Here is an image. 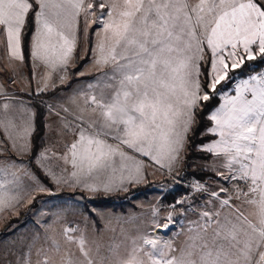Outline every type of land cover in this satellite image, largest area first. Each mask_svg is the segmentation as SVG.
Masks as SVG:
<instances>
[{
  "label": "snow or ice",
  "instance_id": "6c2138e0",
  "mask_svg": "<svg viewBox=\"0 0 264 264\" xmlns=\"http://www.w3.org/2000/svg\"><path fill=\"white\" fill-rule=\"evenodd\" d=\"M35 4L39 10L35 12L30 57L53 69L66 66L75 45V36L70 33L82 0H35ZM98 6L100 18L107 7L110 19L103 24L105 40L98 45L100 56L95 63L113 66L112 75L105 76L115 82V91L107 103L90 97L104 119L99 126L96 121L89 124L93 129L90 135L80 130L78 139L60 157L65 163L70 158L72 167L78 169L71 175L91 176L109 168L115 171L114 158L119 156L129 180L139 182L142 162L123 149L156 163L161 157L176 160L194 124L199 102L213 99L222 82L237 81L236 95L223 96L225 102L210 117L216 122L213 131H218L221 139L207 151L219 149L224 153V166L230 171L238 165L234 170L238 175L230 178L247 183V192L238 191L254 209V220L239 208L232 219H217L210 239L206 235L212 221L204 212L208 220L198 225L199 230L188 237L185 247L177 250L171 240L144 237L143 245L149 247L134 248L122 264H264V71L250 74L247 79L235 73L246 60H255L257 55L264 59V0H111L110 4L100 0ZM92 7L91 3L87 5ZM32 9L29 0H0V37L14 60H24L21 38ZM114 11L118 19H113ZM205 42L212 59L207 83L202 87L197 61L203 59ZM47 87V83L37 85L40 91ZM79 119L83 120V116ZM0 124L6 132L15 129V134L8 136L13 150L30 149L31 115L22 112L19 124L13 119L6 123L0 120ZM108 137L118 143H107ZM39 158H44V153ZM125 161H133L132 166ZM76 183L89 192L100 190V186L106 192L127 190L123 180L120 184L102 181L100 186L79 179ZM4 205L0 195V208ZM227 205L229 200L221 201L222 207ZM215 215L219 217V213ZM170 223L171 215L163 229H169ZM80 252L84 257L80 264H94L82 239ZM43 255L42 264H50L51 258L47 253ZM64 264L73 261L69 258Z\"/></svg>",
  "mask_w": 264,
  "mask_h": 264
},
{
  "label": "rangeland",
  "instance_id": "374dc122",
  "mask_svg": "<svg viewBox=\"0 0 264 264\" xmlns=\"http://www.w3.org/2000/svg\"><path fill=\"white\" fill-rule=\"evenodd\" d=\"M99 2L100 0H82L79 38L81 42L86 41L87 48L91 38L98 40L99 24H104L110 19L107 15L108 8L100 18ZM192 2L196 3L197 0ZM89 3L93 5L91 9L87 8ZM105 3L110 4L111 0H105ZM113 19H118L115 11ZM205 53L206 49L201 53L203 58ZM255 60L264 59L257 55ZM82 61L83 57L76 56L73 65L76 67L69 69L71 77ZM261 71H264V65L250 74L255 75ZM248 75L244 76L245 79ZM223 84L224 82L221 83ZM246 95L250 98V94ZM90 114V120L93 121L97 112L92 111ZM63 118L65 120L66 116ZM208 120L209 124L203 127L201 133L211 137L193 144V149L201 154L200 157L190 154L184 158L183 149L178 158L171 162L161 157L160 163H156L148 157L161 168L150 164L149 167L146 166V178L143 183H137L141 184L139 186H134L129 176H123L121 180L127 190L104 191L100 186L101 182H108L111 178H106L104 172L107 170L99 174L93 172L91 176L84 177L80 174L73 177L71 173L78 172V169L63 176L48 174V177L44 173L52 180L50 188L28 167L35 178L33 182L28 178L31 188L21 197L16 196L17 192H12L13 204L0 208V264H42L45 258L43 253H47L55 264H64V260L69 258L73 264H80L84 260L80 252L81 239L94 264H122L133 254L134 248L149 247L143 245L144 237L171 240L177 250L185 247L186 242H189L188 237L196 235L199 230L198 225L208 220L203 216L204 212L209 213L212 221L206 235L208 239L216 227L215 221L218 219L223 222L226 216L232 219L237 208L250 220H254L251 215L253 206L246 204L244 196L238 191L247 192V183L238 178H230L234 174L238 175L234 171L238 165H233L230 171L224 166L227 163L224 153L219 149L207 151L209 146L221 139L219 132L213 131L216 129V122L212 120L213 125L209 128L207 126L210 125V119ZM70 125L73 132L75 125ZM68 130L72 133L70 127ZM91 130L93 132L92 128ZM211 131L215 132L217 137ZM67 138L70 136L63 140L66 141ZM67 144L70 145L71 140ZM187 149L186 147V151ZM191 169H204L210 174L197 179ZM77 179L100 186V190L86 191L76 183ZM110 194L111 196H108ZM223 200H229V205L222 207ZM216 213H219V217ZM169 215V229H163L162 225L168 221ZM11 217L14 218L6 224L5 221ZM66 229L70 231L66 233ZM189 229L193 231L189 232ZM69 236L72 237L71 240L68 239ZM57 247L59 251L55 250ZM38 252L41 254L38 255Z\"/></svg>",
  "mask_w": 264,
  "mask_h": 264
},
{
  "label": "crops",
  "instance_id": "0c3cea01",
  "mask_svg": "<svg viewBox=\"0 0 264 264\" xmlns=\"http://www.w3.org/2000/svg\"><path fill=\"white\" fill-rule=\"evenodd\" d=\"M29 2L35 4V0H29ZM106 8L104 13L107 11ZM38 10L39 9L35 4V9L32 15V28L27 42V62L24 60L18 61L12 59L5 47L4 38L0 37V120L5 121L6 123L8 119H13L19 124L21 113L26 112L32 117V125L34 129V102L42 104L43 131L40 136V145L33 156V161L47 176L48 174L63 176L75 169L71 165L70 158L67 163L60 159V157L68 151L67 142L71 140V143H73L78 139L80 130H84L86 136L92 133L89 124L92 122L90 120V113L93 109L97 112V116L94 117L93 121L100 124L104 119L101 115L102 110L91 102L90 97L96 96L97 100H102L105 103L111 99L113 92L115 91V82L108 80L105 74L111 76L113 66L111 64L97 65L95 63L100 56L98 45L105 40L106 33L103 24L100 23L98 26L99 38L97 41L94 37L91 38L92 40H90L88 48L85 40H82L83 42H81L78 28L81 8L79 9L78 15L75 17L73 28L70 33L75 36V45L70 54L68 64L53 69L51 66L45 65L39 61H34L30 57V50L32 35L35 33L36 28L35 12ZM202 48L203 51L206 49L205 57L198 60L197 63L201 73L199 76L200 84L202 78L201 65H205L204 82L206 84L208 78L207 74L211 70L212 52L211 49L207 47L206 42ZM76 56L83 57V61L71 77L69 69L75 64ZM204 61H206V63H204ZM61 77H63V80H61ZM239 78L245 79V77ZM44 83H47L48 87L43 91L38 90L37 85L43 87ZM236 83L237 81H231V85L218 90V102L206 113L208 119H210L212 111L224 101L223 96L227 95L234 97L236 95ZM58 84H61L62 86L52 93L48 95H39L51 90ZM108 84H112L113 87H108ZM90 85H92V87H89ZM223 92L225 94H223ZM5 104L8 105L7 109L4 108ZM64 115L66 116L65 120L63 118ZM81 116H83V120L79 119ZM70 123L75 125L73 132V127H71ZM212 125L213 122L212 119H210V125L207 127L211 128ZM68 127L71 128L72 133H69ZM211 133L217 137L215 132L211 131ZM9 134L14 135L15 129H8L6 132L4 125L0 124V185H3V187H0V195H3L5 200V205L3 207L11 206L13 204L12 192H17L16 196L18 197L26 194V191L31 188L28 178L31 179L32 182L35 181L33 174L28 169L29 165L26 161V156L30 149L24 152L13 150L10 147L11 140L8 139ZM66 136H70V138H67L65 141L63 139ZM28 139L31 145V135ZM107 143L115 146L118 141L108 137ZM123 150L127 151L129 155L135 156L137 161L142 162L140 175L143 179H140L139 182L133 183H143L145 180L144 178H146V174L144 176V168L149 164L152 166L157 164L151 161L148 157L132 153L126 148ZM185 151L186 143L183 147V152L185 153ZM40 153H44V158H39ZM114 159L115 164L113 167L115 171H113V168H109L104 174H106V178L111 177L108 181L120 182L123 176H129L128 170L127 168L121 167L119 156ZM124 163L128 167H131L133 161H125ZM181 165L182 163L180 166ZM157 166L160 167L159 165ZM86 169L87 165H85V171ZM13 172H15V176L12 175ZM117 172H119V174ZM82 175L84 177L86 176V174Z\"/></svg>",
  "mask_w": 264,
  "mask_h": 264
},
{
  "label": "trees",
  "instance_id": "16d2710c",
  "mask_svg": "<svg viewBox=\"0 0 264 264\" xmlns=\"http://www.w3.org/2000/svg\"><path fill=\"white\" fill-rule=\"evenodd\" d=\"M33 3V2H32ZM35 9V4L33 3V9L30 10L28 14V23L26 24L23 32H22V38H21V49L22 53L24 55V61L27 62V56H28V49H27V42H28V36L32 28V15L33 11ZM80 61V60H79ZM78 61V63H79ZM262 65H264V60H252V61H245V64L242 66L241 69L235 70V73L238 77H244L250 74L251 72H254L258 70ZM76 66L72 67L75 68ZM254 69V71H251ZM201 71H202V78H201V86L203 87L205 85V65H201ZM231 75V74H230ZM231 82V81H230ZM230 82L227 84L223 85H217V89H221L223 87H227L230 85ZM62 85L58 84L54 86L51 90L41 93L39 95H48L52 93L53 91L57 90L60 88ZM218 102V95L217 93L213 96V99L210 101H200L198 106L195 108V120L194 124L192 125L191 131L187 134V141H186V147L188 148L185 153H184V158H187L190 154H193L197 157H200L201 154L193 149V144L194 143H199L203 140H206L210 138L211 136L208 134L201 133V130L203 127L207 124H209V120L206 117V113L208 110L216 105ZM35 106V114H34V129L31 133V147L29 150V153L26 156V161L29 165V167L35 172V174L45 183L47 184L50 188L52 187V184L48 177L42 172V170L34 163L33 161V156L37 150V148L40 145V136L43 131V120H42V115H43V106L40 103L34 102ZM192 174L197 178V179H202L205 175L210 174L209 171L204 170V169H191ZM141 184H134V186H139ZM133 186V185H132ZM131 187V186H130ZM114 194V193H113ZM112 194V195H113ZM108 196H111L108 195ZM172 197V196H171ZM14 217H11L5 221V223H9Z\"/></svg>",
  "mask_w": 264,
  "mask_h": 264
}]
</instances>
